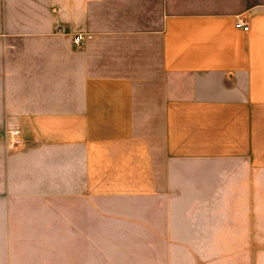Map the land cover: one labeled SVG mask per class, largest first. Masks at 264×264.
<instances>
[{"label": "crops", "instance_id": "0c3cea01", "mask_svg": "<svg viewBox=\"0 0 264 264\" xmlns=\"http://www.w3.org/2000/svg\"><path fill=\"white\" fill-rule=\"evenodd\" d=\"M0 121V264H101L104 200L264 169V0H0Z\"/></svg>", "mask_w": 264, "mask_h": 264}, {"label": "rangeland", "instance_id": "374dc122", "mask_svg": "<svg viewBox=\"0 0 264 264\" xmlns=\"http://www.w3.org/2000/svg\"><path fill=\"white\" fill-rule=\"evenodd\" d=\"M79 33L72 35L75 45ZM7 143V125L0 121V159ZM198 166L195 174L184 166L183 186L167 211L174 221L169 219L167 226L153 208L157 203L124 209L104 200L101 243L96 247L101 264H264V169L246 175L237 165L230 171L221 165ZM94 248L88 241V256Z\"/></svg>", "mask_w": 264, "mask_h": 264}, {"label": "built area", "instance_id": "2783aa9c", "mask_svg": "<svg viewBox=\"0 0 264 264\" xmlns=\"http://www.w3.org/2000/svg\"><path fill=\"white\" fill-rule=\"evenodd\" d=\"M236 26L238 28H242L243 30L247 31L250 26L247 21L244 19H238L236 22ZM84 36L82 34H78L75 37L76 45H80L83 42ZM7 142L11 147H18L23 143V136L22 131L18 127H13L7 130Z\"/></svg>", "mask_w": 264, "mask_h": 264}]
</instances>
